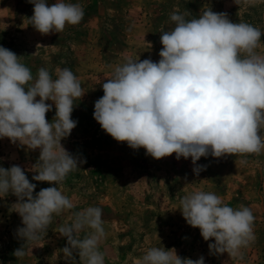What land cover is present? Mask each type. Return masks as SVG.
<instances>
[{
    "label": "clouds",
    "instance_id": "clouds-1",
    "mask_svg": "<svg viewBox=\"0 0 264 264\" xmlns=\"http://www.w3.org/2000/svg\"><path fill=\"white\" fill-rule=\"evenodd\" d=\"M33 5L29 24L41 35L62 33L84 16L80 3L28 0ZM262 0H243L255 5ZM239 5L241 0H234ZM174 26L161 29L159 60L126 59L102 83L103 96L94 102L93 119L117 142L159 160L175 153L188 159L198 175L205 170L196 162L211 155H259L264 151V54L256 51L259 28L231 22L225 12L204 11L186 19L173 12ZM85 94L69 68L56 69V78L41 67L35 77L10 49L0 46V138L29 150L39 149L31 171L33 181L55 184L33 195L36 184L18 165L0 167V198L16 197L11 205L23 227L15 230L24 241L12 253L25 256V245L46 235L53 215L73 209V202L57 187L70 172L86 161L70 154L61 144L76 127L71 118L74 102ZM39 97V99H36ZM52 101V104L46 103ZM55 107L53 120L46 113ZM241 163H246L242 159ZM182 217L198 228L210 254L243 259L242 248L254 241L255 217L251 209H234L215 193L196 190L180 199ZM103 209L89 206L73 212L71 222L60 226L66 238L61 249L69 264H104L99 245L106 237ZM88 231L82 237L78 234ZM75 253V256H74ZM137 264H204L181 258L176 250L151 247Z\"/></svg>",
    "mask_w": 264,
    "mask_h": 264
},
{
    "label": "rangeland",
    "instance_id": "rangeland-1",
    "mask_svg": "<svg viewBox=\"0 0 264 264\" xmlns=\"http://www.w3.org/2000/svg\"><path fill=\"white\" fill-rule=\"evenodd\" d=\"M56 0H46L50 6ZM80 3L82 21L66 25L62 33L41 35L29 24L33 5L28 0H0V46L10 49L33 76L46 68L53 79L56 69L69 68L81 83L85 94L74 102L71 118L76 127L62 146L86 162L70 172L57 185L73 202V209L53 215L46 235L25 245V256L17 260L13 251L24 241L15 230L23 227L21 218L11 207L16 197L0 198V264H69L61 249L66 238L58 233L60 226L71 222L72 213L89 206L103 209L106 237L99 245L104 264H137L151 247L174 248L181 258L204 264H264V151L244 157L227 155L201 157L196 163L205 170L198 175L192 169L191 157L179 160L171 156L153 159L145 150H133L117 142L93 119L94 102L103 96L102 83L111 78L115 66L126 59L158 61L161 29L174 26L173 12L186 19L204 11L225 12L231 22H245L264 32V0L255 5H239L234 0H65ZM256 51L264 54V36ZM36 99H39L37 97ZM52 104V101H46ZM55 107L46 113L51 122ZM264 136V129L261 130ZM39 149L10 143L0 138V167L18 165L36 184L33 195L42 188L56 186L33 181L31 171ZM246 163H241V160ZM203 190L220 196L234 209L249 207L255 217V239L242 248L243 259L210 254L198 228L189 226L179 210L180 199L193 191ZM88 229L79 233L85 235ZM75 256V253H74ZM79 261V257L75 256Z\"/></svg>",
    "mask_w": 264,
    "mask_h": 264
}]
</instances>
